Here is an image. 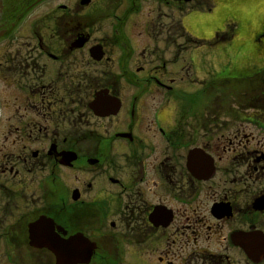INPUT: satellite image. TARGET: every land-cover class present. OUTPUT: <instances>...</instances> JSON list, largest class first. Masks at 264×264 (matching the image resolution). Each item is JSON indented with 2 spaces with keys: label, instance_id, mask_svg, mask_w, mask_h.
<instances>
[{
  "label": "flooded vegetation",
  "instance_id": "af4514ba",
  "mask_svg": "<svg viewBox=\"0 0 264 264\" xmlns=\"http://www.w3.org/2000/svg\"><path fill=\"white\" fill-rule=\"evenodd\" d=\"M137 1L0 0V264H57L55 250L47 245L64 246L61 260L67 264L80 252L84 257L90 253L89 259L75 264H130V259L134 263L133 248L140 246L145 248L142 251L151 247L153 253L165 256H159L156 264H239L238 258L241 264H264V232L246 217L264 214V209L252 208L253 199L264 188L251 197L233 196L236 189L243 192L240 183L250 180L248 174L218 183L216 174L205 181L187 170L182 154L186 147L175 142L170 133L173 127L161 126V112L154 110L171 99L172 85L151 84L159 98L155 104L148 99L154 106L151 112L149 104L138 111L140 99L146 96L138 94L137 82L142 79L136 78V66L119 61L122 51H116L117 43L123 42L124 48L129 44L117 30H109L111 19L106 20L116 9L126 7L129 16ZM96 2L106 9L100 13ZM174 2L177 10L189 4ZM199 2L190 0L194 6L190 8L196 9ZM238 2L240 15L235 12L231 17L241 18L240 31L239 27L234 31L236 24L226 30L230 29V36L237 35L235 46L255 48L262 54L264 3L258 24L251 26L244 19L250 12L249 0ZM155 4L153 16L150 9L142 22L134 20L132 26L157 42L155 28L169 1ZM103 21L108 27H102ZM160 29L164 32V27ZM141 51L134 55L133 65L138 53L144 57L146 49ZM158 58V67L165 71L162 54ZM262 65L238 69L228 65L226 74L230 71L235 79L264 85ZM194 71L192 82L199 81ZM89 88L91 94H84ZM102 90L118 98L116 114L92 112L90 103ZM9 110L13 116L7 115ZM122 116L123 126L117 128L115 123ZM144 117L151 118V128L168 148L159 158H148L156 148L136 133ZM103 122L114 123L113 129L106 130ZM98 132L99 136H93ZM239 135L238 131L234 142ZM231 144L232 140L227 141L226 147ZM178 148L181 153H174ZM257 160L264 163L262 153ZM253 170L264 176V165L249 166L248 172ZM202 200L208 201L204 212L198 207ZM212 206L218 207L215 215L209 210ZM236 220L240 222L234 225ZM33 225L36 232L30 234ZM252 231L262 232L255 262L244 249ZM212 240L218 248L211 247ZM142 251L136 254L149 263Z\"/></svg>",
  "mask_w": 264,
  "mask_h": 264
},
{
  "label": "rangeland",
  "instance_id": "374dc122",
  "mask_svg": "<svg viewBox=\"0 0 264 264\" xmlns=\"http://www.w3.org/2000/svg\"><path fill=\"white\" fill-rule=\"evenodd\" d=\"M151 1L152 0H138L136 3L137 7L134 8V11L129 13V16L126 14L127 7L125 10L118 11L112 15L110 26L113 30H117L121 37L133 38V35H135L136 37H140L142 42L148 44L145 48L146 54L143 58L139 57L137 64L135 65H133V62L136 52H129V54L127 53L128 63H131L132 66L136 67L144 66L142 70L143 72L139 73L142 80L143 77L151 80V77L156 74V76H159L166 81L171 80V84L176 88L175 90L179 91L182 88L186 89L184 90L188 98L186 100L184 99L185 101L182 99L178 101L176 96L173 95L170 97L171 99L166 102L163 108L158 109V112H161L159 115L161 126L168 128L173 127V129H170L172 131L170 133L173 135L175 142L178 145L181 144L182 147L188 146L190 142L195 140H197L196 145L204 146L205 144H209V149L207 147L206 148L208 151H210L208 154L214 158V161L212 159L211 164L215 166V174L217 175L215 177H217L216 180L218 183H223V180L225 179L232 180L234 177H239L242 175L244 176L245 174L247 176L248 174L249 176L247 177L250 178V180H242L240 183V187L243 192L236 189V191L233 192V196L238 193L240 195L245 193L247 196L251 197L253 194L258 193L264 188L263 174L260 172L257 173L256 170H253L252 173L248 172L249 166H254L259 169L264 165L262 161H255L260 155L259 151L264 152V118L262 119V123L259 122L257 125L255 123H250V121L245 119H248V115H252V113H255L256 115L259 114L264 117V85L257 80V82L247 81L248 84L243 83L241 88H239L235 85L242 82L234 83L235 81H230L233 82L232 85L235 84L233 88L227 86L223 87L222 91H219L218 88L217 90L213 88H210V91L206 90V88H209L207 86L209 83H213V85L217 86L219 82L222 81L220 75L226 70V66L229 64L232 67L236 66L238 68L241 67L242 64L244 66L248 65L249 67H252L255 64H259L260 67H262V64H264V53H258L254 50L255 48L244 49L242 52H240L241 48L235 46L236 41L230 40V29L226 30L230 27L232 28L234 24H237V26L234 27V31L237 27H239L240 31V19H238L236 16L231 17V15L235 14V12L239 14L238 9L240 10L241 4H239L238 1L241 0H198L200 1V5L196 9L192 10L187 17H181L180 13L181 11L184 12L193 9L190 8L192 6V2L188 5L181 6L182 8L179 10H177L176 7L178 4L171 2L172 6L170 5L168 9H164L161 12V14L164 12V16L160 17L158 27L155 28L157 32V42H154L152 38L151 41L153 43L150 42L144 32L142 33V31L139 30V27L135 28L132 26L134 20L137 22H142L145 17L149 15L148 11L150 9L152 10L150 14L152 16L154 15L153 8L156 6V4L152 3ZM100 2H96L95 5L101 13V11H104L106 7L102 6ZM248 3L250 4V8H248L247 11L250 9V12L247 14V17H244V19H247L249 22L251 21V26H256L259 21L257 17L258 14H260L259 11L262 9L261 5H263L264 2L262 0H249ZM98 5L100 9L98 8ZM234 8L236 10H232ZM254 10L258 11V13L253 14L252 12ZM88 11L89 10L85 12ZM103 24L104 25H102V27H108L107 22L103 21ZM182 24L184 29L191 33L190 40L193 43L192 46H195L199 43L195 49H193L192 46L188 48L185 47L188 44L187 41H190L187 37L186 39L182 36L179 37L181 32H183L184 37L188 35L182 28ZM159 27H164V32L161 31ZM224 28L225 32H229L228 35L223 32ZM210 29H212L213 34L214 32L218 33V36L212 37L213 34L211 33ZM135 31L140 35L137 36ZM209 32L211 33L210 35ZM235 36H233V38H235ZM195 39H197V41ZM154 49L158 50L155 51ZM191 50H193L194 59L188 57ZM159 53L162 54L164 61L166 62L167 69L164 72L152 69V64L157 63L158 57L161 56ZM174 57H176V60L178 59V61L176 63L173 61L174 65H172L171 60ZM148 61L151 63L148 67H146L145 62L147 63ZM197 66L202 68L203 71L201 69H197ZM194 69L197 70L196 74L199 75L200 80H206L202 81V84H200L201 95H198L199 89L196 90L199 87V85L196 83L199 81L196 80L192 82L194 78L196 79V77H194ZM96 71L98 72V70ZM190 82L193 84H188ZM140 83L143 84V81ZM73 84L76 85L77 83L73 82ZM153 91V87H145V92L153 94ZM84 94H91V89L89 88ZM123 94L125 97L127 94L126 89ZM155 98L158 100V97ZM148 99H152L151 95H146L145 99H140L141 103L138 106L139 112L146 110L148 104L149 110L151 112L153 103H151ZM229 110H231L233 113V117L230 116ZM163 112H165V115H162ZM236 114H239L238 119H235L234 117ZM7 115L13 116L14 114L12 110H9ZM143 119H145V121H142L141 125L139 124L140 121H138L136 133L138 136H144L147 139V143L152 145L153 148H156V150H153L154 153L148 158H154V156L159 158L163 154L164 150L168 148L165 149V143L163 144L159 140V137L155 133L154 129L151 128V118L146 119V117H144ZM228 119L230 121H228ZM242 119H244V121H242ZM122 120H125L124 116H122L117 121V123H115L117 124V128H119V126H123ZM178 121H180V125H178ZM174 122L175 127L172 125ZM113 124L114 123L109 124L108 122L101 123L102 126H108L106 129L108 131L109 128L111 130L113 129ZM223 124L224 126H222ZM202 127H207L209 131L213 130L216 133H205ZM218 128H220L221 131H217ZM90 131L91 129L89 127L88 132ZM238 131L240 133V138L237 136L236 141L238 142V140H240L241 145H237V142H234L233 139L232 144L226 147V141H229V138L235 136ZM99 135V132L97 134H93V136ZM201 135H208L210 140H203L202 137H200ZM221 135H223L225 138L224 142H222ZM196 137H199V139ZM221 144L224 146V150L221 149ZM217 145L219 146L216 147ZM178 150L179 148L176 149V151L174 150V153H181V151ZM187 153L188 152L185 150L182 151L184 161L188 159ZM258 181L260 183L257 184ZM231 187L235 188L233 185H231ZM200 188L202 191L205 190V186L203 185ZM258 194L262 193L259 192ZM244 200L245 201L243 204L246 205L248 199L244 198ZM207 206L208 201L206 204L202 200V203L198 207L204 212ZM192 208H194V206ZM190 212L186 211L185 213ZM246 217L252 219L253 222H256L255 225H258L264 232V214L258 218H253L251 214H248ZM239 222L240 220H236L234 225L239 224ZM209 243L212 248H218L216 241L212 240L209 241ZM133 249L134 252H132V256H134V263H131L130 259V264H156L158 257L163 256L162 253H153L151 247L146 248L144 251L142 250L145 248L141 246L134 247ZM138 250L139 252L142 251V254L151 261L149 263H145L146 260H142V258L136 254ZM147 251H149V254ZM163 257L165 258V256ZM238 260L239 264H241L242 261L239 258ZM163 264H165V262Z\"/></svg>",
  "mask_w": 264,
  "mask_h": 264
},
{
  "label": "water",
  "instance_id": "95a60500",
  "mask_svg": "<svg viewBox=\"0 0 264 264\" xmlns=\"http://www.w3.org/2000/svg\"><path fill=\"white\" fill-rule=\"evenodd\" d=\"M33 232H35V229L33 230ZM50 249H52L55 253V255L57 256V259L58 261L57 262H60L61 261V258L65 257V252H64V246H60V248L58 249L57 245L56 246H53V245H47ZM74 248V247H73ZM78 250H81L79 249L78 247ZM78 258V259H81L82 257L78 254H74L73 258Z\"/></svg>",
  "mask_w": 264,
  "mask_h": 264
},
{
  "label": "bare ground",
  "instance_id": "6f19581e",
  "mask_svg": "<svg viewBox=\"0 0 264 264\" xmlns=\"http://www.w3.org/2000/svg\"><path fill=\"white\" fill-rule=\"evenodd\" d=\"M245 11H246V9H244ZM162 115H165V112H163V114Z\"/></svg>",
  "mask_w": 264,
  "mask_h": 264
}]
</instances>
